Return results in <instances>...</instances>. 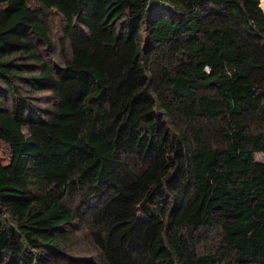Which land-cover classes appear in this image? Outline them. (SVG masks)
Wrapping results in <instances>:
<instances>
[{"label":"trees","instance_id":"obj_1","mask_svg":"<svg viewBox=\"0 0 264 264\" xmlns=\"http://www.w3.org/2000/svg\"><path fill=\"white\" fill-rule=\"evenodd\" d=\"M0 144V264H264L261 0H0Z\"/></svg>","mask_w":264,"mask_h":264},{"label":"rangeland","instance_id":"obj_2","mask_svg":"<svg viewBox=\"0 0 264 264\" xmlns=\"http://www.w3.org/2000/svg\"><path fill=\"white\" fill-rule=\"evenodd\" d=\"M261 7L264 10V0H261ZM51 15H52L54 21H56V23L58 25L59 21H61L60 15L57 12H54V11L52 12ZM0 157L2 158L4 163H6L9 160V150L3 144H0ZM256 160L257 161H263L264 160V153L256 154ZM80 238H81L80 240L76 241V244L77 245L80 244L85 252H87V253L90 252L93 249L91 243L87 242V240L83 239L82 237H80Z\"/></svg>","mask_w":264,"mask_h":264}]
</instances>
